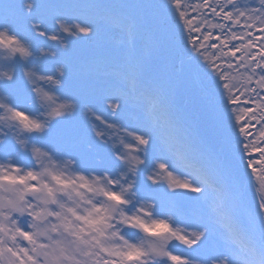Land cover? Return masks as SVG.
Listing matches in <instances>:
<instances>
[{
    "label": "snow or ice",
    "instance_id": "1",
    "mask_svg": "<svg viewBox=\"0 0 264 264\" xmlns=\"http://www.w3.org/2000/svg\"><path fill=\"white\" fill-rule=\"evenodd\" d=\"M0 264H264V0H0Z\"/></svg>",
    "mask_w": 264,
    "mask_h": 264
}]
</instances>
